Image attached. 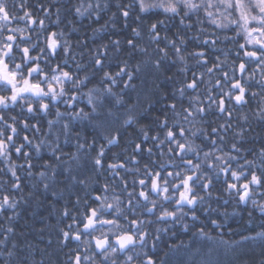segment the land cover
Listing matches in <instances>:
<instances>
[{
	"label": "snow or ice",
	"instance_id": "1",
	"mask_svg": "<svg viewBox=\"0 0 264 264\" xmlns=\"http://www.w3.org/2000/svg\"><path fill=\"white\" fill-rule=\"evenodd\" d=\"M72 7L78 16L91 14L90 3L85 9L83 3L74 6L71 0L67 6L57 5V0H37L31 8L29 0H18V6L13 0L11 10L8 0H0V159L17 190H23L18 171L31 177L37 166L42 169L36 176L44 192L53 190L57 196L55 186L65 182L69 188L79 185L83 190V197L78 195L73 205L80 206L79 219L72 216L73 223L80 226L70 224L68 230H60L62 244L75 242L66 264H157V256L145 251L153 231H160L155 224L183 222L186 209L196 212L205 202L211 205L214 193L225 203L229 202L224 199L227 196L238 205L251 203L260 209L261 228L250 231L255 233L253 239L264 244V0H168L166 5L164 0H136L135 4L116 0L114 6L106 7L115 8L110 19L123 18L125 28L132 15L129 9L147 13L163 8L167 17H180L184 33L195 29L196 35L181 34L178 28L175 38L166 36L161 46L160 31L165 22L151 23L147 39L156 45L155 57L142 43L144 37L137 27L123 39V45L121 39L109 37L108 43L93 50L77 40V46L91 54L93 66L92 76L84 74L82 78L75 71L81 64L73 67L69 63L68 57L75 61L76 53L66 33L49 28V23L58 27L61 11ZM53 8L55 20L51 19ZM140 19L138 14L136 20ZM20 23L23 27L14 26ZM205 23L210 27H204ZM134 53L142 55L134 57ZM121 54L136 59L135 71L128 70L129 59H120L115 62L113 76L108 65ZM142 72L170 82L171 95L162 108L154 107L148 99L147 109L141 107L121 121L114 109L124 100L113 87L122 84L121 92L134 88L137 74ZM97 74L102 75L93 83ZM89 84L92 87L86 93L79 90ZM246 107L248 111H244ZM102 111L112 119L101 118ZM143 114L151 119L145 122ZM41 115L46 129L30 120ZM66 115L70 118L61 124ZM84 121L96 135L85 136L77 151H65L59 143L52 145L50 139L34 143L26 134L21 137L22 132L35 129L34 136L43 131V135L58 140L62 131L68 145L69 132ZM101 135L107 147H93ZM86 145L90 151H79ZM121 145L122 155L113 151ZM33 150L40 157L36 163ZM46 151L47 155H42ZM12 152L22 163L12 158ZM65 157H71V162ZM5 207H16L8 195L0 202V209ZM63 215L69 216L70 210L65 208ZM253 215L250 211L249 216ZM210 224L215 228L216 219ZM6 231L12 233L13 228ZM183 232L191 235L185 239L173 233L176 239L171 243L165 240L164 246L175 250L183 246L186 254L178 261L161 258L162 264H210L205 256L210 258L221 246L230 249V241L212 236L199 224L190 227L184 223ZM8 239L5 236L0 243ZM162 239L155 236L153 249ZM27 259L22 255L17 264H26Z\"/></svg>",
	"mask_w": 264,
	"mask_h": 264
},
{
	"label": "trees",
	"instance_id": "2",
	"mask_svg": "<svg viewBox=\"0 0 264 264\" xmlns=\"http://www.w3.org/2000/svg\"><path fill=\"white\" fill-rule=\"evenodd\" d=\"M40 2H43V0H40ZM89 2L90 0H71V4L74 6H78L83 3L85 9L87 8ZM107 2L114 6L116 0H107ZM124 2H127V0H124ZM148 2H153V0H148ZM156 2H159V0H156ZM36 3L37 0H29V7L31 8ZM60 4H64L67 6L68 0H57V5ZM8 5L9 9H12L13 0H8ZM111 9L112 11L108 13V16H111L112 12L115 11L114 7H112ZM32 10L34 12L38 11L35 8H32ZM51 11L53 13L51 19L55 20V8H53ZM141 15L144 16V23L148 26H150L151 23L157 20L164 19L165 16V14L160 9H151L147 13H143ZM108 16H105L102 20L99 21V23L93 25L92 27L99 28L104 24V20L108 19ZM132 19L133 21H136L135 16H133ZM179 20L180 17L177 16L175 19L168 20L165 24L166 27L161 26L160 39L162 41H165L166 36L169 38H175V34L177 33L178 28L181 29V34H186L188 36L196 35L195 29H193V31L191 32L184 33L183 29L180 26ZM69 21H71V23ZM192 22H195V18H193ZM185 23L187 24L189 23V21L186 20ZM14 26L23 27V24L20 23L19 25ZM133 26H136L135 23L133 24ZM203 26L210 27L209 25H207V23H205V25ZM92 27H89L88 12H84L83 16H78L75 13V7L69 8L68 11H61L58 27L55 24L49 23L50 30L64 31L66 33L67 38L70 40L73 50L76 53V56H79L81 51L87 53L86 49L77 47V40L84 41L88 44L89 48L95 49L100 44L108 43L109 37H111V39L123 40L128 37V33L130 32V29H125L123 18L118 21L116 28L111 29L107 33L103 31L93 33ZM72 29H74L75 31H73ZM25 35H27V33H25ZM142 35H144L145 39L147 38L146 34ZM229 35H234V33H229ZM41 40H43V37H41ZM241 42H243V40H241ZM161 46H163V43H161ZM153 47H155V45H153ZM189 47H191V44L189 45ZM221 47H223V45H221ZM228 47L233 48V45L229 44ZM36 51H38V49ZM233 55H235V52H233ZM168 64L170 65V62H168ZM72 66L74 67V63L72 64ZM168 74H171V72L169 71ZM158 82L161 84V88L159 91L160 96L163 97V100L161 103L156 105V108H162L167 102V97L171 95L172 89L171 83L167 81V83L165 84L163 77H161ZM60 110H64L63 105H61ZM244 111H248V108L246 107ZM150 119L151 117H146L145 122ZM30 120L32 123H40L42 129L47 128L46 119L42 115L37 117H30ZM233 124H235V119L233 120ZM80 127L81 126L79 124L76 125L77 130H79ZM34 132L35 129H29L26 132H22L21 137L26 134L30 139L33 140L34 143H36L44 135L43 131H41V133L34 136ZM253 135H255V133H253ZM61 146L64 147L65 151H74L72 144L65 145V143L62 141ZM123 147L124 145H121L120 148L113 149V151H119L122 155ZM97 148H99V145H97ZM47 151H50V149ZM47 151L43 152L42 155L46 156ZM11 155L17 163H22V158H17L15 152H12ZM32 155L35 157L34 163H36V161H38L40 157H36L34 150L32 152ZM111 155L112 154L109 153V157H111ZM65 159H67V157H65ZM0 168L4 169L3 171H0V202H2L5 195H8L10 198V203L16 204L15 208L5 207L3 209H0V240H4L5 236H7L9 237V247H11L12 244H17L21 249L28 248L32 250L33 256L37 260L38 264H66V261H68V256L70 255L69 249L70 247L75 246V242L65 241L62 244V236L60 230H68V226L70 224L73 228L80 226L73 223L72 216H77V218L79 219L77 208H79L80 206L77 205L76 207H73V205L75 204L76 197L78 195L81 197H83L84 195L81 187L79 185H74L69 188L67 186V182H65L63 185L58 184L55 186L54 191L58 194L57 196H53V190L44 192L43 184L38 181L36 176V172L42 169L37 166L33 169L34 174L31 177L26 174V171H18V175L20 176L21 180V187L23 189L21 191L12 187L11 181L13 178L11 176V173L8 172V169L4 166V162L2 159H0ZM25 168H27L26 165ZM102 179L103 178H101V180ZM109 179H111V177H109ZM221 179H223V177H221ZM129 183H131V181H129ZM33 184H35L36 186L33 187ZM89 190L91 191V189ZM29 192H31L32 195H29ZM95 194L96 192L93 191L92 195L94 196ZM61 195L63 196V199L60 198ZM216 195H218V193H214L213 206H215L214 202L217 201ZM256 198L258 199V197ZM224 199L229 200L227 207L229 213H231L232 215L229 217L224 227L220 228L216 233H214L215 235H219L221 233L228 234L230 231L228 228V224H233V226H235L241 216L247 218L249 210L255 212L251 203H249L247 206H242L233 203L227 196H225ZM219 202L221 204L224 203L223 200H219ZM65 208L70 210L69 216L63 215V211ZM197 215L200 216L201 221L207 223L208 228L212 227L210 221L207 220L206 213L198 210ZM9 216L12 217L11 220L8 219ZM197 223L200 224V221H198ZM8 227L13 228L12 233H8L6 231ZM96 235H100V233L97 232ZM190 235L191 233H188V236ZM225 238H227V235H225ZM185 239H187V236H185ZM68 264H71V262L69 261Z\"/></svg>",
	"mask_w": 264,
	"mask_h": 264
},
{
	"label": "clouds",
	"instance_id": "3",
	"mask_svg": "<svg viewBox=\"0 0 264 264\" xmlns=\"http://www.w3.org/2000/svg\"><path fill=\"white\" fill-rule=\"evenodd\" d=\"M92 5L91 14L88 15L89 19V27H92L93 25H96L99 23L100 20H102L105 16H108V13L112 11L111 8L106 7L107 0H90L89 2ZM88 3V4H89ZM126 3H136V0H127ZM165 5L168 3V0H164ZM153 9H160L163 13V8H153ZM11 10V9H10ZM129 11L132 13V15L128 18V26L125 29H130V32L128 33V36L132 35L131 29L134 27H137L138 30L142 34H146L148 37V29L149 26L145 25L144 23V16L141 15L143 13L139 12V9L133 8L129 9ZM140 15L141 19L138 21H133L132 17ZM112 16V15H111ZM111 16H108L107 20H104V24L101 25L99 28L92 27L93 33L103 31V32H109L111 29L117 27V23L119 20H112L110 19ZM164 22L168 20H171L170 17L164 16ZM105 22H107V25L105 26ZM135 23L136 26H133ZM74 30V29H72ZM144 37V35H143ZM165 41H162L160 39V43H164ZM142 43L149 48V52L152 56H157L158 54L155 52L156 45L151 44L148 39L144 38ZM123 45V40H122ZM155 45V47H153ZM78 47V46H77ZM87 50V49H86ZM94 50V49H93ZM94 54V52H93ZM142 54H135L134 57L139 56ZM120 59H129L127 56L121 54L120 56L113 57V62L109 64L108 66L113 69V76H115V71L117 70L115 67V62ZM69 63L75 65V63H80L81 68L78 71L81 75V78L84 74H88L90 77L92 76L91 69V54L83 52V56L79 54V56H76L75 61L72 60L71 57H68ZM135 64L136 59L132 58L129 59V71H135ZM114 65V67H113ZM102 74H97L93 78V83H96L99 81L100 76ZM162 76H155V77H148L146 73L142 72L140 74H137V78L134 81L135 87H129L128 89L121 92V88L123 87L122 84H117L113 87V91L117 94L121 95L123 97L124 103L121 105H117L114 109L117 113V116L120 118L121 121L123 119L127 118L129 113L135 114L139 111L141 107H144L147 109L149 107L147 101L148 99H151L153 101V106L156 107L159 103L162 102L163 97L160 96V88L161 84L158 82L161 79ZM117 80L120 79V77H116ZM164 83L166 84L167 81L164 80ZM71 87V85H69ZM92 87L91 84L79 89L82 92H87L88 89ZM159 89V90H158ZM57 93L59 94V87H57ZM84 97H81V102L83 103ZM70 111V110H69ZM145 115V118L148 117L147 114ZM101 118H107L112 119V117L108 116L106 111L101 112ZM69 116L66 115L61 120V124L68 120ZM81 126L79 130H77L76 126L72 128V130L69 132V140L70 144H72L74 151L78 150V145L80 143H84V137L88 136L91 137L93 135H96V131L91 127L90 123L87 121L79 123ZM59 127V125H58ZM80 132V136L74 135V133ZM90 134V135H89ZM42 139L51 140V144L54 145L56 143H59L61 145V142H64V135L61 131L59 134V139L57 140L55 136H49V134L45 133ZM40 138V139H41ZM97 145H99V148L101 146L107 147L106 142L103 139V136H98L96 144L93 146L97 148ZM81 152H88L90 151L89 147L86 145L84 149H79ZM129 153L131 152V148L128 149ZM67 159H71V157H68ZM163 187V185H161ZM230 199V198H229ZM207 201V198H206ZM215 206H213V202L211 205H209L207 202H205L203 205L199 206L198 210L202 211L203 213L207 214V220L210 221L211 219H216L217 226L215 228H208L207 223L201 221L200 216L197 215V211H187V217L182 222L180 220L176 221H168L166 223H156L155 227H158L160 231L158 233L153 231V237L150 238L147 242V248L145 251H151L154 255L157 256V264H162L161 258H163V261L173 260L178 261L181 258L184 257L186 254L183 246L179 250H175L174 248H165L164 241L167 240L169 243H171V240L176 239V237L173 235V233H176V235H184L188 237V233L183 232L184 223H188L189 226L197 225L198 221H200L199 225H202L206 231H209L210 234L214 237H222L225 240H228L231 242L230 249L225 250L223 246L219 247L217 251L213 252L211 257L205 256V260H209L210 264H264V244H262L258 239H253L255 236V233L253 231H250L251 228H255L257 230H260L261 223L258 219L260 209L254 208L255 215L249 216L248 211L247 218L241 216L239 218V221L233 226V224H228L229 233L224 234L221 233L219 235H215L220 228L224 227L225 223H227L229 217L232 215L228 211V203L221 204L219 200L215 201ZM235 203V202H233ZM261 203H264V201H261ZM258 214V215H256ZM177 216H180L181 213L177 212ZM193 215H196L198 218L197 220H191L190 217ZM251 221V223H249ZM147 223V222H145ZM152 231V229H149ZM160 236L163 239L160 241H157V247L156 249H153V240L155 236ZM225 235H227V238H225ZM192 239H196L195 237H192ZM13 247V244L11 247L8 246V240L4 241V243H0V264H17V261L19 260L20 256H26L28 259L26 261V264H38L37 260L33 256L32 250L28 248L21 249L17 244ZM139 245V241H138ZM11 251L13 253L12 256H9L8 253ZM167 253V255H165ZM199 260V258H197ZM135 264V262H134Z\"/></svg>",
	"mask_w": 264,
	"mask_h": 264
}]
</instances>
